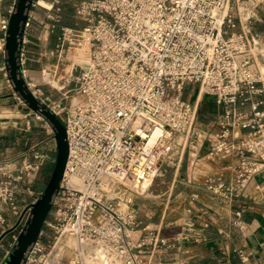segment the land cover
I'll use <instances>...</instances> for the list:
<instances>
[{
    "label": "built area",
    "instance_id": "obj_1",
    "mask_svg": "<svg viewBox=\"0 0 264 264\" xmlns=\"http://www.w3.org/2000/svg\"><path fill=\"white\" fill-rule=\"evenodd\" d=\"M15 1L0 0L4 61ZM253 1L264 5V0ZM73 7L76 26L58 28L63 0H33L25 25L23 75L64 124L69 154L51 215L23 264H180L156 255L180 250L187 235L167 238L161 226L143 225L133 200L151 187L163 162H180L198 114V106L182 98L191 84L223 108L219 131L207 137V158L238 159L232 182L210 176L207 189L231 204L264 170L263 75L253 68L248 32H232L230 0H77ZM36 23L47 25L49 34L57 32L60 58L78 39L85 47V61L73 64L85 67L77 90L82 102L60 107L28 82L25 54ZM0 72L7 76L5 63ZM245 105L249 111L238 109ZM35 117L49 137L19 163L0 152V264L42 194L32 185L42 168L56 161L54 133L40 115ZM9 219L11 228L17 225L10 234H18L6 250L2 236L11 229ZM233 225L245 228L240 213Z\"/></svg>",
    "mask_w": 264,
    "mask_h": 264
},
{
    "label": "crops",
    "instance_id": "obj_2",
    "mask_svg": "<svg viewBox=\"0 0 264 264\" xmlns=\"http://www.w3.org/2000/svg\"><path fill=\"white\" fill-rule=\"evenodd\" d=\"M250 2L245 4L246 8L234 9L236 27L232 32L245 29L249 35L246 23L247 18L251 17L255 24L253 32L258 38L255 40L250 35L253 38V68L258 69L263 75L264 87V73L261 70L264 64H260L264 62V5L253 0ZM256 28L261 32L259 35ZM49 35L46 29L39 39L47 41ZM37 39L38 37L31 32L29 45H33ZM4 63L0 55V68ZM48 75L43 76V79ZM38 91L43 98H48L46 97L48 95H43L41 89ZM182 98L186 102L196 104L198 110L207 107V115L213 124L206 128L202 126L201 120L180 162L145 194L134 197L133 207L143 225L161 226L162 235L167 238H173L179 233L188 237L181 244L180 250H161L157 253L156 259L165 262L176 261L180 264H264V170L252 178L244 193L231 204L214 196L207 189L206 179L221 175L227 182H232L238 166V159L235 156L225 159H209L206 156L209 150L207 137L219 131L223 108L217 104L215 97L199 93L196 86L187 85ZM260 99L264 101V92ZM82 101L83 97L77 91L76 96L70 101L65 100L64 104L70 106ZM54 103L62 107L63 102ZM238 109L247 112L249 105L239 106ZM247 132L245 130L242 133ZM48 137L43 123L36 120L34 113L26 110L24 103L14 95L8 77L0 72L2 156L19 163L26 152L40 145ZM37 182L38 180L32 185L36 193ZM27 198L24 197L25 200ZM237 213H240L246 224L243 230L233 225ZM11 220L13 219H9L7 229L13 226L14 221Z\"/></svg>",
    "mask_w": 264,
    "mask_h": 264
},
{
    "label": "water",
    "instance_id": "obj_3",
    "mask_svg": "<svg viewBox=\"0 0 264 264\" xmlns=\"http://www.w3.org/2000/svg\"><path fill=\"white\" fill-rule=\"evenodd\" d=\"M33 0H16L14 11L9 19L5 43L6 74L14 93L26 106V110L40 115L51 127L56 142V161L53 172L40 198L31 206V215L21 229L4 264H23L28 249L38 240L44 222L53 208L69 154L66 129L61 120L28 86L23 75L21 55L25 34V25ZM6 231L2 239L16 229Z\"/></svg>",
    "mask_w": 264,
    "mask_h": 264
},
{
    "label": "rangeland",
    "instance_id": "obj_4",
    "mask_svg": "<svg viewBox=\"0 0 264 264\" xmlns=\"http://www.w3.org/2000/svg\"><path fill=\"white\" fill-rule=\"evenodd\" d=\"M10 1L12 0H8V3ZM76 1L77 0H73L72 4L74 5ZM249 2L250 0H230V5L233 8V14H234L235 8L237 10H238V7L246 8L244 6L245 4H249ZM72 8L74 11L73 6ZM245 11L248 13L247 10ZM39 15L41 19L44 18L43 12H40ZM247 19H248L246 23L248 25L247 30L249 31V38L251 42L253 40L251 36L254 37L255 40H258V38L255 36V33L253 32V27L255 25L253 20L251 19V17ZM82 25L83 24L79 22V26H82ZM46 29H47V25L46 26L39 25L38 23L34 24L32 27V32L34 33V36L38 37V39L33 45L31 44L26 47L25 56L27 60H26L25 67L27 68V70H29L28 82L32 85H35L38 89H41L43 95L44 94L45 96L48 95L46 97H48L47 99H50L51 102H54V101H57V103L63 102L61 104L62 107L63 106L69 107L68 104H64L65 100L70 101L73 97L76 96L77 94L76 90L79 87L80 76L85 70L84 65H79L75 67L73 64L78 59H81V62L85 61V58L83 57L85 54V47L83 46L82 42H80V40L78 39V41L76 40L73 46H70L71 47L70 50L67 51L66 50L67 48H65V52L62 55V58L60 59V57L56 53L57 32L54 34H50L47 37V41L43 42V39H39L41 36V33H43V31H45ZM256 32L258 33V35L259 33H261L258 29L256 30ZM260 64L262 65L264 64V62H260ZM43 70H45L44 72L45 75L49 74L48 77H45V79H43ZM191 86L198 87V85H194V84H191ZM201 120H202L203 127L205 126L206 128H209L213 124V123H210L212 119H210L209 116L207 115V107L205 106L201 107L198 110L197 119L195 121L194 128H193V133L194 131L197 130V124L199 125ZM214 128H215V125H214ZM193 133H192V136H193ZM54 165L55 164H46L42 168L38 182L36 183V190L38 191L37 193H42L45 190L46 185L51 178ZM172 167L173 166L169 163V161L163 162L160 165L159 174L154 180L152 185L158 182L160 178H165L168 171L171 170ZM50 215L51 214H49V216ZM17 234L18 233L16 231L12 234H8L4 238L2 242L4 249L8 250L11 248L10 245L13 240L12 236H17ZM2 254H3V251L0 250V257Z\"/></svg>",
    "mask_w": 264,
    "mask_h": 264
},
{
    "label": "trees",
    "instance_id": "obj_5",
    "mask_svg": "<svg viewBox=\"0 0 264 264\" xmlns=\"http://www.w3.org/2000/svg\"><path fill=\"white\" fill-rule=\"evenodd\" d=\"M73 0H63V13L62 20L60 24H58V28L60 27H69L74 28L76 26V18L73 11Z\"/></svg>",
    "mask_w": 264,
    "mask_h": 264
},
{
    "label": "bare ground",
    "instance_id": "obj_6",
    "mask_svg": "<svg viewBox=\"0 0 264 264\" xmlns=\"http://www.w3.org/2000/svg\"><path fill=\"white\" fill-rule=\"evenodd\" d=\"M261 70H262V72L264 73V66H263V67H261Z\"/></svg>",
    "mask_w": 264,
    "mask_h": 264
}]
</instances>
